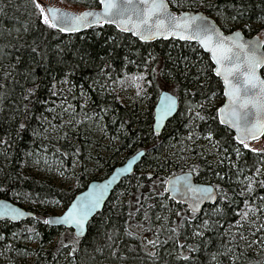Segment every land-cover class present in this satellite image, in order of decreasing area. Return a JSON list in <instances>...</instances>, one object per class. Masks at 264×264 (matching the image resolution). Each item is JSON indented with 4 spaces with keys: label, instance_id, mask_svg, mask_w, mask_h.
Segmentation results:
<instances>
[{
    "label": "trees",
    "instance_id": "16d2710c",
    "mask_svg": "<svg viewBox=\"0 0 264 264\" xmlns=\"http://www.w3.org/2000/svg\"><path fill=\"white\" fill-rule=\"evenodd\" d=\"M65 1L85 9H96L99 4V0ZM166 1L175 14H207L216 23L220 21L223 26L217 24L226 33L238 27L247 37L263 35L264 0H179L182 7L177 0ZM261 73L264 77V68ZM131 79L142 81L141 109H131L119 93L129 88ZM167 87L179 99L178 112L161 134H155L150 130L153 109ZM222 97L212 64L196 44L175 40L145 43L111 25L66 34L43 25L32 0H0V200L25 206L34 214L20 223L0 222V264H264V152L243 148L219 124L220 104L216 102ZM61 100L71 107L78 131L90 133L83 141L91 143V129L100 124L117 144L116 154H123L113 165V157L104 163L107 168L102 177L88 179L81 171L72 190L59 189L28 170L31 157L41 147L54 149L67 164L71 152L83 155L81 139L59 144L45 138L44 128L58 116L52 110ZM184 104L191 111L187 117ZM196 112L206 119H196ZM208 129L227 157L221 164L209 166L198 160L187 168L174 163L176 155L163 154L181 138L186 146L188 132L193 138L203 137L208 136ZM233 148L241 150L239 159ZM141 150L146 154L133 175L112 192L82 239L69 229L45 224L47 213L36 212L47 202L66 209L89 182L107 177ZM187 169L196 182L212 185L217 191V202L198 214L173 202L166 193L157 195L165 187L157 178ZM249 182L253 191L241 195V188ZM143 196L150 199L138 203ZM161 203L166 207L161 208ZM250 209L258 215L253 227L246 221ZM170 228H176V239L183 247L169 239ZM129 231L134 235H127ZM156 234L167 242L157 246L155 259H149L141 237L146 244ZM26 237L35 238V249L20 245L19 239Z\"/></svg>",
    "mask_w": 264,
    "mask_h": 264
},
{
    "label": "snow or ice",
    "instance_id": "6c2138e0",
    "mask_svg": "<svg viewBox=\"0 0 264 264\" xmlns=\"http://www.w3.org/2000/svg\"><path fill=\"white\" fill-rule=\"evenodd\" d=\"M32 3L37 10L40 22L48 29L60 32H75L92 24L114 23L122 32H130L141 40H149L156 36H176L182 40H198L204 48L211 52L212 60L218 65L215 68L216 75L224 74V83L228 86L225 91L228 104L224 108L218 109V111L221 114L227 113L228 122L236 129L238 143L243 145V148L248 149L250 145L246 141L249 138L255 139L258 135L264 134V80H261L256 74L257 68L264 64V55L258 56L256 54L254 42L250 44L241 43L238 40L239 33H234L232 37L222 36L218 30L207 25L204 18L198 14L190 16L186 13H180L179 15L171 13L165 0H123L122 4H118L117 0H99V11L89 10L79 14L70 13L48 4H41L39 0H32ZM177 3L178 6L182 7V5H179V0H177ZM213 34L217 39H213ZM225 62L231 64V67H224ZM229 76L232 77V80H229ZM241 76H243L242 81H240ZM233 81H236V83H233ZM168 86L170 88L175 87L171 84ZM175 105L176 98L165 92L161 98L159 110L167 115L174 110ZM249 105L255 109V119L249 118ZM195 118L199 120L206 119L199 112L195 113ZM221 123H225V121L221 119ZM159 127L160 121L157 119L155 126L150 130L155 131ZM20 128H24L23 123H21ZM207 139H212L211 129H208ZM251 150L256 151L255 148ZM232 151L236 153L239 159L241 150L233 148ZM257 172H259V169H257ZM149 178H151V175ZM156 182L165 185L163 192L157 193V195L163 196L167 192H177L181 195L188 192L193 193L195 197L192 202L193 212L196 211V206L201 201L215 199L217 195L212 187L200 188L194 186L188 175L176 177L175 180L171 177L166 179L157 178ZM107 183H110V181ZM107 183L103 186H93L88 193L77 197L76 201L67 208V211L61 217L55 220L45 219L44 223L72 224L78 230L82 229L89 214L100 205ZM261 186H264V182ZM216 187L219 188V186ZM153 189H155V182ZM221 191L223 190L221 189ZM251 191H253V186L252 182H249L241 188L240 194L243 195ZM224 198H227L226 194ZM141 199L147 201L150 196L138 198L137 202L140 203ZM247 203L245 201L246 205ZM160 207L164 208L166 205L161 203ZM3 214L10 216L13 220L25 215L20 209L8 205H4ZM129 215L131 218V213ZM145 219H148L147 212H145ZM157 219H161V217L158 216ZM164 219H167V217ZM207 223L208 221H204L205 225ZM167 231L172 233L169 239L183 247L181 242L176 239L178 235L176 228H170ZM126 234L129 236L134 235L130 231ZM141 241L149 259H155L158 256L157 246L167 242L160 241L159 234L154 235L153 239H148L146 244L143 237H141ZM184 258L187 259V257Z\"/></svg>",
    "mask_w": 264,
    "mask_h": 264
},
{
    "label": "rangeland",
    "instance_id": "374dc122",
    "mask_svg": "<svg viewBox=\"0 0 264 264\" xmlns=\"http://www.w3.org/2000/svg\"><path fill=\"white\" fill-rule=\"evenodd\" d=\"M41 4H48L60 9L70 11L74 14H79L80 12L86 10L84 7L79 5H73L67 3L65 0H39ZM218 24L223 26L220 21H217ZM234 30H240L238 27H235ZM252 36L259 37L264 42V31L263 35L261 33L253 34ZM133 80V79H131ZM130 80V81H131ZM142 81L133 80L129 84V88L119 92L124 96V103L128 105L131 109L135 106L141 109L143 105L142 100ZM164 91L174 94L173 90L167 87ZM163 92V91H162ZM223 97L221 101H217V104L223 103ZM58 102L53 110V115L57 114V117H53L48 121L47 125L44 128L45 138L48 140H54L57 143L61 144L64 141L68 143H75L77 139H81L85 145L82 157L77 156L74 152H71L70 159L68 164L63 160L59 153L54 149L49 147H41L38 150H35V154L31 157V162L29 163L28 170L30 173L35 175L37 178L42 180L50 181L55 187L63 190H72L76 183V176L82 171L84 175L89 179L95 175L102 177L105 173L104 163L109 161L110 157H113L111 165L115 161L120 160L123 157V154H116V143L111 142L109 135L103 129L100 124L93 125L90 124V127H93L91 132V137L93 141L91 143H86L84 139L90 137V133L86 135L78 131V120H75L74 115H72V109L69 106H65L63 100ZM184 114L187 117L190 114V109L187 104H184ZM87 124V125H88ZM88 126L86 129H90ZM190 136V139H189ZM187 144L185 146L184 139L181 138L180 143L174 142L170 150L163 151V154L168 153L169 155H176L175 164H183L185 167L189 168V165L196 163L198 160L207 163L209 166H217L221 164L223 159H226L224 152L218 149L216 143L211 139H207V136H198L193 138L192 135L188 132ZM250 145L249 150L255 148L257 152H264V138L252 141L248 143ZM74 145V144H73ZM72 145V146H73ZM189 145V146H188ZM185 146V147H183ZM69 148H72L69 146ZM187 155V158L182 156ZM118 166V165H117ZM172 169V168H171ZM264 171V167H261ZM185 172H191L189 169ZM22 208H26L22 206ZM64 208L60 204L54 202L45 205L43 208L38 209L36 212L40 214L47 213L48 216H58L64 212ZM258 220L257 210L250 209L248 216L246 217L247 225L254 226ZM8 222V221H1ZM20 245L27 247L28 249H35L37 242L33 237H26L19 239ZM31 256L26 257L28 261L31 260Z\"/></svg>",
    "mask_w": 264,
    "mask_h": 264
},
{
    "label": "water",
    "instance_id": "95a60500",
    "mask_svg": "<svg viewBox=\"0 0 264 264\" xmlns=\"http://www.w3.org/2000/svg\"><path fill=\"white\" fill-rule=\"evenodd\" d=\"M117 3L118 4H122L123 3V0H117ZM165 3L168 5L169 11L171 13L175 14L174 12H172V10H171V8H170V6H169V4H168V2L166 0H165ZM61 10H64V9H61ZM89 10L99 11L100 8L98 7L96 9H86L84 11H89ZM64 11H67V10H64ZM84 11H82V12H84ZM67 12H70V11H67ZM70 13H72V12H70ZM183 13H186V14H188L190 16H195L197 14L200 15L201 17L204 18V21L206 22L207 25H210L213 29L218 30L222 36L232 37L234 33H239L238 40L241 43L250 44V43L254 42V44L256 46V54L258 56L264 55V42L259 37H257V36L247 37L240 30H234L232 32L226 33V32H224L220 28V26L216 23V21L212 17L208 16L207 14H205L203 12H183ZM175 15H179V14H175ZM97 25H111L116 30H118L119 32L124 33V34H128V35H131L133 38L137 39L138 41L145 42V43H151V42H155V41H159V40H163V41L175 40V41L184 42V43H193V44H196L203 51V53L205 55H207L208 59L210 60V62L212 64V67H213V75H214V77L216 79H218L220 81V83L222 85V89H223V99L224 100H223L222 105L218 109L224 108L225 105L228 104V97L225 95V91L228 89V86L225 85V83H224V74L222 73L220 76H217L216 75L215 68L218 67V65L215 63V61L212 60V54H211V52H209L206 48H204L199 43L198 40H188V39H183L182 40V39H180L179 37H176V36H156V37H154L152 39H149V40H141L138 36H134L130 32H122L120 29H118L116 27V25L114 23L92 24V25H90L88 27H82V28H80L79 31H75V32H63V33H66V34L82 33L84 31H86L87 29H89L91 27H95ZM213 39L214 40L217 39V37L214 34H213ZM224 67L230 68L231 67V64H229L228 62H225ZM263 68H264V64H262L256 70V74H257V76L261 80H264V77L262 76V73H261L262 70H263ZM228 78H229V80H232V77L231 76H229ZM242 80H243V76L240 77V81H242ZM233 83H236V81H233ZM165 92L166 91H163V92H161L159 94V96L157 98V101L155 103L154 109H153V123H152V128L155 126L157 119H159V121H160V127L159 128H156L155 131H153L155 134H161L164 131L167 122L169 120H171L176 115V113L178 112V108H179V99H178V97L176 95H174V94H171V93L167 92L170 96H174L176 98L175 108H174V110L171 113H168L167 115H165L164 113H162L159 110V105L161 103V98H162V96H163V94ZM248 111H249V114H250L249 118L250 119H255V115H254L255 109H253L251 107V105H249ZM217 118H218L219 124L222 127H224L225 129H227L229 132H231L233 134V136H234L235 141L238 142L236 140V136H237L236 129L234 127H232L230 125V123L228 122V115H227V113L221 114L217 110ZM221 119H223L225 121V123H221ZM262 138H264V134L258 135L257 138H255V139L249 138L246 142L247 143H250L252 141H256V140H259V139H262ZM145 154H146V152L144 150H141V151L135 153L134 155H132L131 157H129L128 159H126L122 164L116 166L109 173V175L107 177H105V178H103L101 180H96V181L89 182L87 184L86 188L82 192L78 193L73 198V200L68 205V207H70L71 204L76 201L77 197H81L84 194L88 193L93 186H103L108 181H110V183H107V187L104 190L103 197L101 199L100 205L89 214V216H88L87 220L85 221V224H84V226H83L82 229L78 230L76 228V226L75 225H72V224L66 225V224H63V223H50L48 225L51 226V227H58V228L69 229V230H71L73 232V235L75 236V238L82 239L86 235L87 226H88L89 222L99 212L102 211V209L104 208L106 202L108 201L109 197L111 196L112 192L116 189V187L124 179H126V178H128V177H130V176L133 175V173L135 171V168L140 164V162L142 161V158L145 156ZM184 175H188L189 176L190 181H191V183L194 186H198L200 188L212 187L213 190L216 191L215 188L212 185L197 183L195 181V179H194L193 174L190 173V172L181 173V174L175 175V176H173L171 178L173 180H175L176 177H182ZM166 194H167V196L169 197L170 200H172L173 202H175L177 204H181V205L187 207V209L189 211L193 212L192 211V202L195 199L193 193L188 192L187 194L181 195V194H178L177 192H167ZM216 202H217V195H216L215 199L201 201L196 206V211L193 212V213L198 214V213H200L203 210L204 207H206V206H213ZM4 205H8L10 207L18 208L23 213H25V215L19 216L15 220H13V219H11L10 216H6V215L3 214V212H4ZM67 208L64 210V212L67 211ZM63 213L61 215H58V216H48L46 219H48V220L58 219L59 217H61L63 215ZM33 217H34V214L32 212H30V211H28V210H26V209H24V208H22V207H20V206H18L16 204L12 203V202H9L7 200H0V222L1 221H8L10 223H20V222L27 221L28 219L33 218Z\"/></svg>",
    "mask_w": 264,
    "mask_h": 264
},
{
    "label": "bare ground",
    "instance_id": "6f19581e",
    "mask_svg": "<svg viewBox=\"0 0 264 264\" xmlns=\"http://www.w3.org/2000/svg\"><path fill=\"white\" fill-rule=\"evenodd\" d=\"M185 173V172H184ZM191 173V172H190ZM178 175V174H177ZM173 177V176H172ZM197 183H199V182H197ZM203 184V183H202Z\"/></svg>",
    "mask_w": 264,
    "mask_h": 264
}]
</instances>
